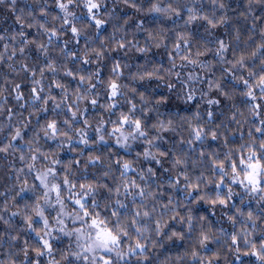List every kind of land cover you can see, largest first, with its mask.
Returning <instances> with one entry per match:
<instances>
[{
  "label": "trees",
  "instance_id": "trees-1",
  "mask_svg": "<svg viewBox=\"0 0 264 264\" xmlns=\"http://www.w3.org/2000/svg\"><path fill=\"white\" fill-rule=\"evenodd\" d=\"M130 2L135 6L130 7L123 0H104L97 13L98 18L105 21L100 29H97L94 22L89 19L83 3L69 6L74 15L67 18L70 22L67 25L64 24L65 13L57 7L56 0H16L14 5L11 0H5L4 4H0V36L4 37V40L0 41V54L3 57L0 60V147L11 145L7 152H0V264H29V261L31 264H37V261L39 264H48V261L53 259L60 264H82V261H76L71 257L67 261L61 260V255L72 247L70 239L59 235L57 231L54 232L57 238L51 240L52 256L37 257L33 251L39 246L38 238L36 233L29 229L25 216L33 215L35 219L33 226L37 229L42 228V222L35 218L32 209L37 202L43 204L42 195L45 191L36 176L52 166L57 171L58 183H62L63 176L67 174L77 184L99 183L114 189L121 182L122 167L116 163L118 160L131 161L132 168L136 171H129L127 177L135 179L148 191L158 194L154 199L148 198L143 201L148 210L155 206L156 211L150 218L140 220V225H146L149 229L145 233V242L149 244L146 249L148 258L145 260L128 255L127 262L119 261V264H198L191 257L194 247L206 258L218 253L220 258L213 260V264H259L251 255L237 254L234 249L239 247L243 251L246 250V245L243 243V237L237 245H232L231 236L247 230L253 232L250 239L258 243L264 242V204L258 203L239 185H232L227 178L226 183L236 193L227 208L218 204L212 206L204 201L195 202L182 191L183 183L175 189L168 185L169 178L174 180L177 172H187L193 179L198 176L218 179L211 170L213 167L211 161L224 159L226 153H231L235 159H239L242 146H245L246 153V146L253 139L256 140V148L259 150L258 142L264 139V136L255 129L264 127L260 123L264 117V107L259 109L260 115L257 116H253L249 109L252 103L264 105V100L252 102L244 97L243 85L236 83L229 72L248 78L247 71L231 69V65L222 62L215 53L218 48L216 41L223 40L228 45V51L224 54L225 61L234 62L240 56L251 57L258 46L264 43V36L261 35L264 33V3L253 2L250 5L249 0H223L224 7L220 8L214 6L210 0H130ZM153 5L162 9L177 8L181 15L175 16L170 13L169 19L163 14L151 12ZM188 9H192L199 16L207 15L217 21L223 17L225 22L215 29L206 31L208 25L205 21L186 23L191 14ZM40 25L47 28L48 32L46 33ZM73 26L79 30L80 35L73 36L71 32ZM52 30L57 32L56 37L50 36ZM149 33L157 37L162 36L165 46L154 47L153 41L148 38ZM180 33L190 34L191 52L209 49L205 55L197 58L205 67L185 65L172 52ZM26 41L32 43L25 46ZM121 41L127 45L126 48L117 47ZM132 44H137L138 47H145L147 44L149 51L140 53L131 48ZM40 45L47 50L46 54L40 49ZM21 47L25 48L23 54L19 51ZM93 49L101 51L103 59L97 58ZM13 50L15 55L12 54ZM170 54L175 59V66L172 64ZM84 59L90 62L85 64ZM262 59L264 49H260L255 58L246 60L247 69L260 73L264 68L261 64ZM50 63L55 66V72L47 70ZM116 64L121 65L118 83L128 87L124 89L126 97L118 96L116 107L107 111L100 105L112 102L109 99L108 81L115 76L112 70ZM26 68L28 71H25ZM155 69H160L158 74L163 76L166 85L157 88L156 86L160 84L158 80L137 82L130 79L135 74L152 72ZM41 70L44 71L43 76L40 75ZM97 70L99 76L95 77ZM67 71L73 72L76 79L65 75ZM177 72L180 74L179 78L175 74ZM90 75L93 77L90 82L80 83L79 76ZM189 75H195L196 80H188ZM35 80H40L41 83L36 85ZM54 82L63 84L67 93L57 88ZM215 82L220 83L229 98L214 89ZM89 83L95 87L87 93ZM173 84L176 87L169 91V85ZM210 84L213 85L212 90ZM16 85H19L18 89ZM33 87L44 89L43 92H39L41 100L34 102L31 92ZM131 88L135 91H128ZM180 90L183 91L178 95ZM86 93L97 99V106H92L88 100L77 99ZM18 94L23 99L17 100ZM140 94L149 97L150 103L153 104L156 100L163 99L164 103L159 106V112L154 109L145 115L141 109L146 106L142 104ZM189 94L194 96L191 101L187 99ZM49 95L56 99L49 100L48 104L44 105L42 101ZM208 99L218 100L219 103L209 105L206 102ZM61 100H64V103L57 108L55 105ZM128 100L138 105L134 115L143 121L149 134L148 138L162 135L163 140H156L154 145L150 146L145 143V138H140L132 143L131 148L125 150L118 146L115 135H108L118 121L119 114L128 113L130 108ZM69 106L73 111L77 106L81 109L78 119L72 122V128L64 124L66 119L71 121ZM209 111L213 113L212 119L208 117ZM233 116L236 117L235 120ZM84 119L89 121L88 125H84ZM52 120L57 122L59 129L68 132L72 137L71 141H67L63 136L56 139L44 136L42 129ZM101 120L104 121L107 143L99 142L95 131ZM160 121L165 124L171 121V127L175 131L157 133L152 125ZM190 125L191 127L199 125L206 133L216 131L219 138L213 140L207 135L201 141L188 144L186 141L192 139ZM81 128L87 131L91 146L77 143ZM17 129L20 130L21 137L14 139ZM181 140L185 143H181ZM157 147L167 153L165 157L160 158L162 160L160 165L144 159L142 155L145 150L157 151ZM33 156L36 157L35 161L32 159ZM90 156H100L101 162L89 164ZM176 156L186 161L185 168H172V161ZM53 159H58L61 164H52ZM75 161H79V164ZM69 164L71 172H67L64 167ZM29 165L33 167L30 169ZM148 168H152L156 175L153 177L145 175V179L140 180L138 173L146 174ZM104 172H108L109 175L105 177ZM201 189L199 194L206 193L213 197L217 192L215 183L202 182ZM219 191L226 193L227 190L222 188ZM199 194L193 192L192 195ZM95 197L99 204L95 211L102 216L111 217V212L118 210L125 222L130 221L136 205L141 203L138 195L135 198L123 194L119 197L110 196L103 188L95 193ZM169 197L172 198L181 216L186 217L189 213L192 215L191 231L187 224L171 220V213L163 212L161 205L166 204ZM64 198L67 204L66 211H73L75 206L67 193ZM116 200H120L127 207L119 208ZM155 201H159V204H155ZM88 204L91 207V198H88ZM236 209H240L245 217L249 211L257 217L255 230L251 222L237 215ZM45 214L54 225L48 208H45ZM162 214L164 218L161 224L167 226L163 228V234L158 236L155 231L156 220L160 219ZM229 215L234 216L237 223L229 221ZM112 219L115 222V218ZM68 220L69 229L80 226L73 225L70 218L65 221ZM202 230L209 232L213 242L207 249L200 250L196 242ZM172 231L182 233L184 239L175 237L167 239ZM131 232L132 240L128 241L126 238L122 245L125 251L137 238L135 230L131 229ZM152 243H155L156 247H151ZM26 245L27 257L24 254Z\"/></svg>",
  "mask_w": 264,
  "mask_h": 264
},
{
  "label": "snow or ice",
  "instance_id": "snow-or-ice-1",
  "mask_svg": "<svg viewBox=\"0 0 264 264\" xmlns=\"http://www.w3.org/2000/svg\"><path fill=\"white\" fill-rule=\"evenodd\" d=\"M104 0H56L57 7L60 8L62 12L65 13V20L64 24H69V20L67 19L70 16H73L74 13L69 10V6L74 3H83L84 8L87 9V14L90 20H92L97 29L103 27L105 21L101 18H98L97 13L99 12L101 5L103 4ZM125 4H128L130 7H134L135 5L130 2V0H123ZM210 2L214 6H218L220 8L224 7L223 0H210ZM253 2L259 4L264 3V0H249V4L251 5ZM5 0H0V4H4ZM11 3L14 5L16 0H11ZM139 11V9H137ZM151 12L157 14L167 15L169 13L174 14L175 16H180L181 13L179 9L174 7H169L167 9H162L157 5H153L150 9ZM191 13L186 21L187 24H192L197 20L205 21L208 25L206 31L209 29H215L220 24L225 22L224 18L221 17L219 21L214 20L207 15L199 16L195 11L192 9H188ZM44 14V13H42ZM171 18V17H170ZM19 21V17L17 18ZM41 28H44L43 25H40ZM44 31L47 33L48 29L44 28ZM71 32L73 36L80 35L79 30L73 26L71 27ZM23 35V33H21ZM264 36V33H261ZM51 37H56L57 32L52 30L50 33ZM149 40L153 41V46L156 48H160L164 45L163 37L154 36L152 33H149ZM4 40L3 36H0V41ZM28 43H32L31 41H26L25 46ZM218 48L216 51V56L220 58L222 62L229 63L231 65V69L234 70H244L247 71L248 78H245L243 75H234L229 72L230 75H233V79L236 83L243 85L242 95L246 97L248 100L255 102L258 99L264 100V68H262L260 73H256L254 71H250L246 67V60L255 58L257 53L260 49H264V43H261L257 50L251 54V57H244L240 56L238 59L233 61H225V53L228 51V45L225 44L223 40L216 41ZM126 44L121 41L118 43L117 47L119 49L126 48ZM42 51L46 54L47 50L43 48V45L39 46ZM131 48H135L136 51L140 53H147L149 51V46L146 44L145 47H138L137 44H132ZM191 48V39L190 34L188 33H180L177 35V41L173 45L172 52L178 57L181 61L184 62L185 65H194L205 67L200 63L197 59L198 57L205 55L209 49L205 48L204 51L197 50L195 53L190 51ZM7 50V46H5ZM20 53L23 54L25 51L24 47L19 49ZM95 52L97 58H102L103 53L96 49L92 50ZM13 55H15V50H13ZM2 54H0V60H2ZM170 59L172 60L173 66H175V59L172 58L170 54ZM83 62L85 64L89 63L88 59H84ZM261 64L264 65V59L261 60ZM121 65L116 64L113 67V73L115 74L114 78L108 81V90H109V99L113 101L111 104L108 105H100V107L105 108V110L114 109L116 107V98L120 95V88L121 84L118 83L120 77V69ZM48 71L55 72L56 68L53 64L48 65ZM25 71H28L26 68ZM226 71H229L226 69ZM160 69H155L152 72H145L144 74L149 76L150 78L155 75L158 78H163V76L159 75ZM35 76V72L32 73ZM171 74V73H169ZM40 75H44V71L41 70ZM65 75L73 77V72L67 71ZM95 75H99L98 72ZM179 73L176 76L179 78ZM189 80H192V75H189ZM92 80V76L84 77L79 76L80 83H85L86 81L90 82ZM34 83L39 85L41 83L40 80H35ZM57 88L62 89L63 92L67 93V89L65 86L59 82H54ZM95 87L94 84L89 83L87 93H90L91 90ZM125 87H127L125 85ZM171 88V85H169ZM16 88H19V85H16ZM213 85L210 84V90H212ZM214 89L220 92L221 95H224L226 98L228 97V93L223 91L219 82L214 83ZM43 88H36L33 87L31 92L33 95L34 102L41 100V96L39 92H43ZM79 91V89H77ZM84 94L78 96V100H88L92 106H97V99L91 98L89 99L88 94ZM17 100L23 99L21 95L16 96ZM55 97L49 95L47 99H44L42 103L44 105L48 104L49 100L55 101ZM65 100L67 96L65 95ZM189 101L194 99L192 94L187 96ZM64 103V100H61L59 103H56V107L59 108L60 105ZM219 103L218 100L215 99H208L209 105H217ZM264 107V105H258L256 103H252L250 107V112L253 116L260 115L259 109ZM42 111L46 109H41ZM68 111L71 113V121L64 120V124H66L69 128H72V122L78 119V113H81V109L79 106L76 107V110L73 111L72 107H68ZM87 111V109H85ZM136 111L135 103L130 104V108L127 114L121 112L119 114V119L115 123L114 127L112 128L111 132L108 133L109 136H116V143L118 145L121 144L123 140V145L127 148L128 137L125 135V132H131V138L133 140H137L138 138H145V143L148 145H154L156 140H163V136L159 135L156 137H149L148 131L145 129L144 123L140 118L135 117L134 113ZM243 115V113H241ZM209 119H212L213 113L211 111L208 112ZM198 118V117H197ZM235 120L236 117L233 116ZM84 125H88L89 121L87 119L83 120ZM261 125H264V117L260 120ZM104 121L101 120L99 122L98 127H96L95 131L97 133V137L99 142L107 143L105 139V130L103 128ZM154 128H158L161 130V133L165 132H174L175 129L171 127V121L165 124L163 121H160L158 125H154ZM191 127V125H190ZM44 136L48 139H56L59 136L66 137L67 141H71L72 137L68 134L67 131H63L59 129L58 124L55 120H52L47 123L46 127L42 129ZM255 131L257 133H261L264 136V127H256ZM119 135H116V134ZM80 139L77 143L84 144L85 146H91L89 136L87 131L84 128L79 130ZM190 135L192 139L187 140L188 144H192L194 141H201L205 139L207 135H210L211 139L217 140L218 134L216 131H211L210 133H206L205 129L199 125L196 127H191ZM251 136V133H249ZM21 137V132L19 129L15 132V138ZM181 143H185V141L181 140ZM256 140L253 139L250 144L246 146V153L244 151L245 146H242L241 155L239 159H235L231 153H226L224 159L217 160L213 159L211 161L213 167L212 172L218 176V179H213L205 176H198L193 179L187 172L176 173V178L173 180L169 178V187L175 189L181 183H183L184 187L182 191L186 193L188 197H191L192 200L199 203L200 201H204L207 204L212 206L220 205L223 207H229V201L232 200L233 196L236 195L233 189L226 183L225 178L230 180L232 185H239L241 188L244 189V192L249 194L250 196L254 197L258 203L264 204V139H261L258 142V149L256 148ZM11 145H7L5 147H0V152H7L8 148ZM139 155V154H138ZM143 158L146 160L154 161L156 164H162L163 158L167 155V153L160 151L157 147V151L153 152L151 150H145L143 152ZM203 156L204 153H201ZM47 158V157H46ZM23 159V157H21ZM32 159L35 161L36 157L33 156ZM101 162L100 156H90L88 158L89 164H98ZM75 163L79 164V161H75ZM117 164L121 165V182L118 184L114 189L110 188L106 184H92V183H80L77 184L73 182L69 176L66 174L62 178V183L56 182L58 179L57 171L52 166L47 167L46 171L40 172L36 179L40 181V185L45 189L42 195V199L44 204L41 205L39 202L36 203L32 212L35 214V218H38L42 222V228L37 229L33 225L35 224V219L33 215H26L25 220L28 223V227L31 231L36 233L38 238V245L36 248L33 249L37 257L42 256H52L53 255V247L50 242V239H56L57 237L52 235L53 228L50 223V217L45 214V208H54L56 209V219L54 223L58 225L55 231L61 233L63 236L75 239L76 248L71 249L61 255V260L67 261L69 257L73 258L76 261H83L84 264H119V261H123L126 256L132 255L137 256L138 258L147 259L146 249L149 247V244L145 242L146 237L145 233L148 232V227L146 225L141 226L140 220H146L152 216L153 213L156 211V207L154 206L151 210H148L147 205L143 203L145 199L148 198H155L157 193H153L142 187L135 179L131 177H127V173L129 171H136L132 168V162L128 160L123 161H116ZM52 164H61V161L58 159H53ZM33 165H29L31 169ZM67 172H71V165L64 166ZM186 167V161L180 157L176 156L172 161V168L173 169H181ZM167 171V169H165ZM109 175L108 172H104V176L107 177ZM140 180L145 179V175L149 177H153L156 175L152 168L147 169V173L140 172L138 173ZM206 182L207 184L215 183V188L217 192L215 196H210L208 194H199L201 193V183ZM106 189L109 192V195L117 196L125 195L136 197L137 195L141 199V203L136 205V210L131 217L129 222H125V220L121 219L120 212L118 210H114L111 212V217L102 216L99 212L95 211V208L99 206L98 202L96 201L95 193L100 189ZM226 189V193H222L219 191L220 189ZM24 191V189H22ZM193 192L198 193L199 195L193 196ZM65 193H67L68 197L71 199L72 204L75 206V209L71 212L66 211L67 204L65 203ZM54 194V198H53ZM88 198H91L92 205L89 207ZM155 204H159V201H155ZM116 204L119 208H126L127 205L122 203L120 200H116ZM58 206V207H57ZM107 207V205H105ZM163 212L171 213L170 219L176 221L177 223L187 224L189 231L192 230L193 224V217L189 213L186 217L181 216L179 211L177 210V206L172 202V198H168V202L166 204L161 205ZM237 215L241 217H245V214L240 210L236 209ZM13 215H17V213H13ZM65 218H70L73 225L79 224V227H75L73 229H69L65 223ZM115 218V222L113 219ZM164 215L162 214L160 219L156 220V235L163 234V228L167 225H162L161 220H163ZM246 220L251 222V226L253 230H255L257 217L249 211L246 214ZM127 219V218H125ZM204 219V217H201ZM229 221L233 224L237 223V220L234 216H228ZM131 229L135 230L137 234V238L134 244H129L126 251L122 245L125 243V239L127 238L128 241L132 240V232ZM253 235L252 231L244 230L240 233L233 234L231 236V243L232 245H237L238 241L241 237H243V243L246 245V250H241V248L236 247L234 251L243 256H253L259 262V264H264V242H256L250 237ZM173 237L176 239H184L182 233H178L176 231H172L171 234L167 237V239L171 240ZM212 237L209 235V232L201 231L199 238L197 240V244L200 250L207 249L208 245L212 243ZM151 247H156L155 243L151 244ZM24 254L28 256V246H25ZM104 254H108L107 256ZM113 255L116 258V261L113 260ZM191 257L194 261H197L198 264H213V260L219 259L218 253H213L210 258H206L200 255L199 250L195 247L191 252ZM182 259V258H181ZM29 264L31 262L29 261ZM39 264V261H37ZM48 264H60L59 261L49 260Z\"/></svg>",
  "mask_w": 264,
  "mask_h": 264
},
{
  "label": "clouds",
  "instance_id": "clouds-1",
  "mask_svg": "<svg viewBox=\"0 0 264 264\" xmlns=\"http://www.w3.org/2000/svg\"><path fill=\"white\" fill-rule=\"evenodd\" d=\"M169 14H170V13H169ZM169 14H167V15H165V16H166L167 18L170 19L171 16H170ZM69 17H72V16L69 15ZM101 59H103V57H102ZM97 72L99 73V70H97ZM177 73H179V72H177ZM177 73H175V74H177ZM94 75H95V74H94ZM98 76H99V75H95V77H98ZM188 77H189V76H188ZM192 77H193V79L190 80V81L196 80V76H195V75H192ZM92 78H93V77H92ZM130 79H132L133 81H137V82H147V81H150V80H158V81H160V84L156 86L157 88H159V87L164 86V85L167 84V82L164 80V78H158V77L155 76V75H153V76L150 78L149 76L145 75L144 73H138V74H135V75L131 76ZM188 80H189V79H188ZM99 82H100V81L98 80V83H99ZM126 86H127V85H126ZM127 87H128V86H127ZM127 87H125V85H122V84H121L120 95H119V96H125V97H126V92L124 91V89H126ZM175 87H176V86H175L174 84L171 85V88H169V91H171V90L174 89ZM128 91H133V92H134L135 89H134V88H131V89H128ZM152 91H155V89H152ZM182 91H183V90H180V92H178L177 94L179 95L180 93H182ZM88 98H89V99L91 98L90 95H89ZM140 100H141L142 104L146 106V107H144V108L141 109V111H142L145 115H147V113H149V112H152L154 109H155V111L159 112V110H160L159 106L162 105V104L164 103V100H163V99H161V100H156L154 104H153V103H150V101H149V97L145 96L144 94H140ZM112 102H113V101H112ZM112 102H110V103H108V104H111ZM206 102L208 103V100H207ZM128 103H129V105H130V104L132 103V101H131V100H128ZM108 104H107V105H108ZM135 107H136V111H137L138 105L135 104ZM111 110H112V109H109V110H107V111H111ZM136 111H135V112H136ZM135 117H137V116H135ZM137 118H138V117H137ZM154 125H158V123H157V124H153V125H152V128L155 129L157 133H161V130H159L158 128H154V127H153ZM125 135L128 137L127 148L124 147V145H123V140L121 141V144L118 145V146H119L120 148H124L125 150H128L129 148H131L132 143L135 142V141H137V140H139V138H138L137 140H133V139L131 138L132 133H131V132H128V131L125 132ZM157 136H159V135H157ZM153 137H156V136H153Z\"/></svg>",
  "mask_w": 264,
  "mask_h": 264
},
{
  "label": "rangeland",
  "instance_id": "rangeland-1",
  "mask_svg": "<svg viewBox=\"0 0 264 264\" xmlns=\"http://www.w3.org/2000/svg\"><path fill=\"white\" fill-rule=\"evenodd\" d=\"M43 204H44V201H43ZM42 204V205H43ZM58 207V206H57ZM48 211L51 213V216L53 217V224L54 225H52L51 224V226H52V228H53V232H52V234H53V236H54V232H55V229L58 227V225H56L55 223H54V221H55V219H56V209H54V208H48ZM67 219L68 218H65V220L67 221ZM40 221V220H39ZM65 221V223H66V225H68L70 222H69V220H68V222H66ZM41 222V221H40ZM58 234L60 235L61 233H59L58 232ZM66 237V236H65ZM66 238H69V237H66ZM50 239V242H51V238H49ZM70 239V241H71V247H72V249H75L76 248V243H75V239H74V237L73 238H69ZM104 255H108V254H104ZM47 256V255H46ZM113 260H114V262L116 261V258H115V256L113 255ZM127 258L125 257V259L123 260V261H121L120 263H123V262H127ZM82 264H84V262L82 261L81 262Z\"/></svg>",
  "mask_w": 264,
  "mask_h": 264
}]
</instances>
